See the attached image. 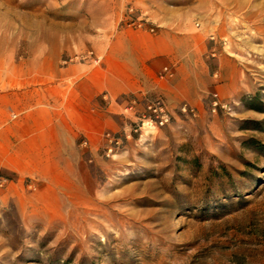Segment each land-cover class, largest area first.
<instances>
[{
	"label": "rangeland",
	"instance_id": "rangeland-1",
	"mask_svg": "<svg viewBox=\"0 0 264 264\" xmlns=\"http://www.w3.org/2000/svg\"><path fill=\"white\" fill-rule=\"evenodd\" d=\"M124 29L194 34L218 79V59L237 67L240 91L214 89L227 106L212 111L211 91L195 115L154 91L117 111L121 96L106 99L57 192L0 169V264H264V0H0V105L12 94L21 109L22 82L99 71ZM157 98L169 120L147 127Z\"/></svg>",
	"mask_w": 264,
	"mask_h": 264
},
{
	"label": "crops",
	"instance_id": "crops-1",
	"mask_svg": "<svg viewBox=\"0 0 264 264\" xmlns=\"http://www.w3.org/2000/svg\"><path fill=\"white\" fill-rule=\"evenodd\" d=\"M193 39L194 34L175 35L167 30H120L105 46L99 71L45 86L22 82L21 109L12 94L10 101L0 105V169L18 181L29 178L41 189L57 192L64 182L73 180L77 136L104 127L106 99L121 96L117 111L128 103L124 95L135 99L154 91L164 95L169 106L184 101L200 109L214 89L223 94L239 92L238 70L231 60L218 59L217 72L227 77L218 79L203 55L208 44L202 40L195 48ZM168 61H176L173 76L162 78L158 73ZM53 71L72 76L75 68Z\"/></svg>",
	"mask_w": 264,
	"mask_h": 264
},
{
	"label": "built area",
	"instance_id": "built-area-1",
	"mask_svg": "<svg viewBox=\"0 0 264 264\" xmlns=\"http://www.w3.org/2000/svg\"><path fill=\"white\" fill-rule=\"evenodd\" d=\"M138 25H142L141 22H138ZM151 30H153V27H150ZM162 75L163 74H167V75H171L172 74V70L169 64H165L162 67ZM210 108L212 111H215L218 107H224L227 106V103L225 101L222 100V98L219 95L218 90H213L211 92V96H210ZM147 109H148V114L143 116V123H145L147 125V127H154L157 126L158 124H163L165 122H167L169 120V113L168 110L165 106V103L163 101V99L161 98H157L155 100H150L147 103ZM181 111L186 112L187 114H192L195 115L197 113V109L195 106H192L186 102H184L181 106H180ZM137 128L134 127V130H136ZM114 136H112L113 138ZM117 141V139H116ZM86 142V141H85ZM111 145H109L107 147V149H111ZM2 178L0 177V182H1Z\"/></svg>",
	"mask_w": 264,
	"mask_h": 264
}]
</instances>
